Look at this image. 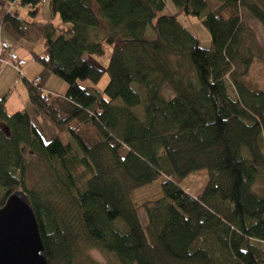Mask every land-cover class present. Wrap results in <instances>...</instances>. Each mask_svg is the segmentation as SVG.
Listing matches in <instances>:
<instances>
[{"label":"trees","instance_id":"trees-1","mask_svg":"<svg viewBox=\"0 0 264 264\" xmlns=\"http://www.w3.org/2000/svg\"><path fill=\"white\" fill-rule=\"evenodd\" d=\"M48 1L53 19L41 22L45 0H3V24L42 43L32 58L67 92L24 76L28 101L77 146L46 143L30 113L7 114L0 97V208L27 193L49 264H98L82 256L89 246L121 264H264V92L244 80L264 61L245 22L264 28V0ZM35 158L66 205L28 188ZM203 170L209 182L192 197L182 180ZM154 183L164 196L143 206L145 227L130 192Z\"/></svg>","mask_w":264,"mask_h":264},{"label":"rangeland","instance_id":"rangeland-1","mask_svg":"<svg viewBox=\"0 0 264 264\" xmlns=\"http://www.w3.org/2000/svg\"><path fill=\"white\" fill-rule=\"evenodd\" d=\"M42 8L36 20L41 22H47L53 19L51 15V6L49 5V1L45 0L42 4ZM19 9V8H18ZM166 13L175 14V7L172 5L171 1H168V6L166 7ZM21 17L25 19L27 10L19 9ZM229 11H224L222 16L225 19H228L230 16ZM180 18V17H179ZM181 19V18H180ZM190 23L187 19L183 21L185 26L193 27L196 23L192 18H190ZM57 23V20H54ZM245 22L247 23V28L252 32L255 42L260 49H264V28L260 23L253 19L252 17H245ZM198 34L203 37L200 41L202 42V46L204 48H208L210 46V34L209 31L205 30L201 23L197 25ZM153 37V35H152ZM93 61L97 63L98 66H105L108 62L107 58H103L102 60H98L96 58H92ZM241 71V68L239 69ZM105 79H108L107 75ZM54 81L50 85L51 89L55 90L56 92L65 93L67 92V85L57 77H53ZM245 82L253 89H258L264 92V61L255 60L252 66L249 69V72L245 76ZM105 82V80H104ZM104 82L100 84L98 88L103 91L104 89ZM86 84V85H84ZM81 86H91L90 81H81ZM167 96L171 95V91L167 89L166 91ZM6 94V93H4ZM3 94V95H4ZM7 99V98H6ZM27 112L30 113V117L33 123H35L37 129L41 134H43L44 140L46 143L50 142L52 138L58 136L61 138L62 141L65 143H71L77 146L75 140L70 136L68 132L64 129L60 130L54 127L53 125H48L47 123H42L39 120V112L35 109V107L29 103L26 107ZM29 172H28V188L31 191H36L37 193L43 192L42 194L47 198L53 200L59 199L63 201V205L68 203V200L61 195L63 192L62 187L58 186V190L49 183V171L48 166L43 163V161H39L37 158L29 160ZM209 175L208 172L203 170V172L195 173L191 176L182 180L181 188L184 189L185 192L189 193L192 197H198L204 192V188L209 182ZM261 184V183H259ZM4 192V189L0 188V199L1 195ZM60 192V193H59ZM131 200L134 206L137 208V212L141 217L142 224L146 227L147 226V215H145L143 206L147 203L159 201L164 196L161 190V186L159 183L150 184V186L140 187V189H134L130 192ZM82 248L84 246L82 245ZM83 251V255L85 260H91L98 264H121L118 259H116L113 255H108L104 251L95 249L92 246L85 247Z\"/></svg>","mask_w":264,"mask_h":264},{"label":"water","instance_id":"water-1","mask_svg":"<svg viewBox=\"0 0 264 264\" xmlns=\"http://www.w3.org/2000/svg\"><path fill=\"white\" fill-rule=\"evenodd\" d=\"M0 264H49L36 211L24 190L13 192L0 208Z\"/></svg>","mask_w":264,"mask_h":264},{"label":"crops","instance_id":"crops-1","mask_svg":"<svg viewBox=\"0 0 264 264\" xmlns=\"http://www.w3.org/2000/svg\"><path fill=\"white\" fill-rule=\"evenodd\" d=\"M2 5L3 0H0V39L13 44L15 49H17L19 56L28 61L27 66L23 68L26 79L33 80L34 78L39 77L41 85L45 89L56 92L50 87L54 81V76L43 69L42 66L39 65V63H36L32 58L33 52L44 54L45 49L43 48L42 43H37V45H24L21 39L14 34L13 30L6 24H3L2 17L5 10ZM0 97L7 98L5 107L7 114H15L21 110L27 111L26 107L30 103L28 101V93L26 91L25 83L19 78L18 70H15L11 65L5 66L2 63H0Z\"/></svg>","mask_w":264,"mask_h":264},{"label":"built area","instance_id":"built-area-1","mask_svg":"<svg viewBox=\"0 0 264 264\" xmlns=\"http://www.w3.org/2000/svg\"><path fill=\"white\" fill-rule=\"evenodd\" d=\"M0 63L3 65H11L15 70L19 72V78H23L24 71L23 68L27 66L28 61L21 58L17 52V49L8 41H3L0 39ZM41 83L40 78L35 79V84L39 85Z\"/></svg>","mask_w":264,"mask_h":264}]
</instances>
